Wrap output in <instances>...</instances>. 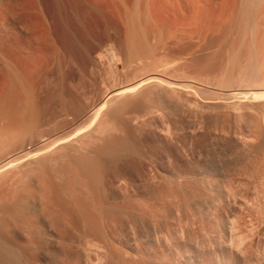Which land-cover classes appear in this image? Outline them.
<instances>
[{"label": "rangeland", "instance_id": "obj_1", "mask_svg": "<svg viewBox=\"0 0 264 264\" xmlns=\"http://www.w3.org/2000/svg\"><path fill=\"white\" fill-rule=\"evenodd\" d=\"M78 1L70 0L72 4L69 3V5L72 6L73 9L68 5L67 8L71 9H66L68 11L67 13L66 10L60 8L61 6H59V4H56V0H0V40H7L8 38L9 41H7L11 46L17 50L16 52L18 54L22 55V62L29 66L32 65V68L36 66V68H33L34 77L40 80L39 82L42 81L39 83L38 89H36V91H38L36 92L38 96L37 101L40 102V105L38 103V128L49 130L47 129L48 127L52 128L56 126V124L63 119L66 129L63 128L67 131H73L86 126L88 124V119L85 118L87 117V112H89L101 98L108 95V92L110 93L111 86L113 88L117 84H120V86L129 84L137 79V77H143L147 74H156L160 79L166 81L167 84H164L165 81H163L164 83L162 82V85L167 86H165L166 88H168L169 83H172L170 84L172 90L170 88V90L166 89L162 85L161 87L163 88L159 87L161 89H158L157 86L155 87L152 85L153 83H149L150 85L147 84L148 87L144 86L134 91L136 93L133 92L129 95H125L115 104L107 106L108 108L106 107V110L104 109L100 114L103 117L100 116L99 118V121L108 124L113 119V116L122 114L128 120L129 126L132 129V136L137 143V148H135L134 153H132V160L135 166V168H133L135 170L132 168L134 174H132L131 187L129 188L131 196L133 197L131 198V206L135 209L134 217H136L138 211L140 212L149 207V222L150 224L155 222L153 225H149L152 228L149 227L146 231L147 234L144 233V235H142V237L146 236L150 241L148 242L146 240L147 238L143 237L144 242L148 243V245H146L147 249L157 253L161 251L172 252L180 256H203L207 254V252L212 251L213 248L216 249L215 247L220 244L231 246V243L234 241L235 243L238 242L239 246L241 245V251H243V247L245 248L244 253L242 252L245 257V262L238 264H257L258 262V264H264V97L243 98L241 95H232L233 92H249V90L254 91V89L264 91V0H258L259 3L255 6L257 8L254 12V18L256 17L254 23L255 25L257 24V26H255L257 28H254L256 31L253 32L259 34L256 41H254V37L256 36L253 34V29L251 28L253 26L249 25L245 28L243 25L241 29V26L238 25L239 19L238 21L235 19L234 25L227 28V32L225 33L226 36L224 35L222 39L219 38L220 32L217 28L218 26L214 27L217 31L213 29L212 34L211 32V35L209 34L210 37L208 35L207 37L209 38L205 37L207 41L210 40L209 42L205 41V38L202 39V37L197 38V36L194 35L190 37V14L187 13L186 10V3L189 0H187V2L186 0H180L182 4L179 0H168L169 2L167 0H159L158 6L161 5L160 11L162 14L164 13L162 10L167 12L164 6L168 2V4L172 3L173 7L177 6L175 7L177 11H184L182 13L184 15L181 16L180 11L179 13L176 10H171L172 13H170L171 11L168 10L170 11L169 14H165L167 15V20H163L159 28L157 27V29H155L151 25L145 26V28L147 27V34L144 45L147 53L145 51V53L142 54V59L136 60L137 64L135 61V63H133L134 66H131V64L130 66H125L126 68L124 66L122 67L121 62H117L113 65L114 60H112L110 55L111 50L116 56L123 59L122 34L124 29L123 21L125 20L124 12H126L124 8L121 7V4L116 0V4H120L119 6L117 5L116 10H113L110 6H108V8L104 7L108 5H104V2L107 0L101 1L103 5L99 2V4L105 8V10L103 8L105 14H101L102 16L105 15V20H101L100 17L97 16V18H99L98 21L96 20L97 18L93 16V18L89 19L87 22H82L84 24L83 27L86 26V31L91 25L88 30L89 32L87 31L91 34H86L81 24L80 26L78 25L81 23L78 22L79 19L83 21L82 15L80 16L81 12H78V9L80 10L81 7L75 8L77 4L82 6L85 0H81L80 4ZM129 1V10L130 8H139L144 2L143 0ZM175 1L177 4H175ZM179 5L183 8L179 7ZM162 6L164 7L163 9ZM109 7L110 10H108ZM59 9H61V11ZM70 10L80 14H73ZM69 13L71 16L68 15ZM185 14H187V17ZM65 15L69 16V18L67 19ZM73 15L75 19H73ZM26 16H31V18L36 16L34 19L29 18V20H37L39 17L41 22L35 20L40 24H36V22L33 24V21H31L32 25L29 20L28 22L26 20L24 21ZM63 17L69 22V19H71V22L73 21L70 23V27H68V24H64L65 26L61 25L60 19ZM181 17L185 18L183 19ZM172 18L175 19V24L172 22ZM16 21H18L19 24ZM22 21L25 23L23 22L24 24H22ZM164 21L166 23H164ZM50 22H52V24ZM55 23H57V25H55ZM184 23L188 29L184 26ZM179 24L181 26H178ZM183 27L184 29H182ZM61 28H63L64 31ZM66 30H68V32ZM257 30L259 31L257 32ZM64 32H67L71 36L73 42L65 37L63 34ZM17 33H19V35ZM50 33L51 37L55 40L58 39L62 42L67 41L65 42L67 49L65 47L63 48L66 49V61L64 65H62L63 69L61 74L58 73L56 62L53 60L54 58H51L50 54H48L50 53ZM184 33L188 34L184 35ZM44 34L48 36V39L46 37V39L42 38V36H45ZM72 34L76 37L74 38ZM83 34L84 37L82 36ZM15 35H17V37ZM88 35H90V38ZM168 39L169 41L165 42ZM45 40H48L47 43H49V45L45 43ZM179 43H181V46ZM149 46L150 48H147ZM180 47H184V50ZM189 47L193 49L195 47L197 50L192 49L190 52L191 48ZM68 48L72 50L68 52ZM176 48H178L179 51H177L178 49ZM166 50L169 51V54H166L168 53ZM45 54L49 55L50 59ZM173 54L175 56H173ZM180 54L185 55L179 56ZM182 56L185 57L183 58ZM190 57L192 58L190 59ZM24 59L27 61H24ZM113 66L116 67V70ZM1 78L2 72L0 70V79ZM152 87H154V89ZM54 92L61 93L62 97L64 96L63 106L53 100V98L51 99L49 93L54 94ZM152 92L155 94L152 95ZM137 101L141 103L139 104ZM138 104L141 105L140 109ZM65 122H67L68 125ZM114 135L116 134L114 133ZM116 136H118V134ZM1 137V144L10 139L9 136ZM0 146L6 145L3 144ZM7 150L9 151V148ZM7 150L5 152H7ZM140 162L145 163L143 169H145L146 172H144V174L147 176H142L143 179L140 178L141 176L139 177V173H137L139 170V166L137 165ZM136 167L138 168L137 172ZM19 171L13 169L11 172H7V176L5 174L0 178V203H8L9 200V202H11L12 199L17 197L16 195L23 191L25 194H28L29 197L33 195V197L28 198L31 211H34L33 214L35 213L34 215L38 216V224L42 232L45 233L47 230L50 232H46L45 235L39 236L40 240L43 239L47 244L49 243V247L46 248L48 250L43 247V244L36 245L37 249L35 252H37V256L40 255L38 257L45 258V261L40 262V264H56L58 258L61 260L64 254H67V252H75L73 251L75 249H77L76 252L79 253L88 252L89 254H94L95 251H93V248H88L89 243L87 241L79 239L78 243L70 244L64 235L61 236V234L59 235L57 233L58 228L51 227L49 229L47 227V221L42 218L44 211L42 213L39 207L41 200L44 201L46 196L45 194L43 195L37 192L38 190L35 188L27 187L23 181L24 179L22 180L25 173ZM11 173L12 175H10ZM28 173L30 174V172ZM29 176L31 177V175ZM3 179L4 181H2ZM229 179H231L230 182ZM119 182L122 184L121 180ZM119 182L115 183V187L118 185L120 189L122 185L119 187ZM175 186H182L196 193V200L194 199V204L189 208L192 210L185 209L181 213L180 209L176 208L178 205L173 203L171 198L165 195L161 196L164 190L166 191L169 187ZM158 188H160V191ZM157 194L161 197L159 198ZM151 203L153 205L155 204L154 206H160V204H162V206H171L170 212H168L167 215L165 214L166 216L161 214V220L157 217V212ZM221 207L223 208L221 209ZM230 211H232V213ZM154 212H156V214H154ZM224 212L227 213L225 214ZM150 213H152L153 216ZM170 213L172 214L169 215ZM193 223L196 224L195 227ZM207 231L209 233H207ZM134 233H136V237H138L139 233L136 232V230H134ZM15 236L14 234L13 237ZM236 237L238 241H236ZM203 238L208 240H204ZM241 240H245L246 243ZM80 242L84 245H81ZM231 247L234 248L235 246L233 245ZM42 250L45 251V253L41 254L43 252ZM255 258L259 261H256L257 259ZM260 260H262V263Z\"/></svg>", "mask_w": 264, "mask_h": 264}, {"label": "bare ground", "instance_id": "obj_2", "mask_svg": "<svg viewBox=\"0 0 264 264\" xmlns=\"http://www.w3.org/2000/svg\"><path fill=\"white\" fill-rule=\"evenodd\" d=\"M80 1H78L79 4L81 3ZM101 1L102 0H85L83 2L82 6L78 5V4L76 6L75 5L76 3L74 4L76 6V7L74 6L75 8H77L79 6L81 7L80 10L78 9V12L79 11L81 12V14L80 13L79 14H80V16L82 15L83 21H81V19L78 18L80 20L79 21L77 19L78 22H81L78 25L80 26V24H81V27H83L84 24L82 22H84V21L87 22L89 19H92L93 16H95L96 18H97V16H99L101 20H105V15L104 16L101 15V14H105L103 12V8L104 7L108 8V6H110L113 10H116L117 5L119 6L121 4V7L124 8V11H126V12H124L125 13V17H124L125 20L123 21L124 22V29H123V34H122L123 35L122 58L123 59L116 56L115 53H113V51L111 52V50H110V55H111L112 60H114L113 65L116 64L117 62H121L122 67L123 66L124 67L130 66L131 64H132L131 66H134L133 63H135L136 60L138 61L139 59H142V54H144L146 51L144 41H146V34H147L146 28L147 27L145 28V26L151 25L155 29H157V27L159 28V26L162 25V21L165 19L167 20V15H165V14H169V12L171 10L175 11L176 10L175 7H177V6L173 7L172 3L168 4L169 1L167 0L168 5L166 4L164 6L167 9V12L165 10H162V11H164V13L162 14V12L160 11L161 5L158 6L159 0H143L144 2L142 1L143 3L141 4V6L139 8H133V9L130 8V10L128 9V5L130 2L129 0H116L120 4H116L115 0H107L108 2L107 1L104 2V5L105 4H108V5L104 6V7L102 6L103 5L102 2L105 0H103L102 2ZM176 1H175V4H177ZM99 2H101L102 5L99 4ZM170 2H172V1H170ZM186 2H187V0H186ZM69 3H71L70 0H56V4H59V6H61L60 8H63L64 10L71 9V8H67ZM162 3H163V1H162ZM164 3H165V1H164ZM257 3H259L258 0H189L186 3L187 4L186 10H187V13L190 14V16H189L190 21L188 20L189 22H191V24H189L191 26L190 37H192L194 35V36H197V38L202 37V39H203V38L207 37V35L209 36L210 32L212 34L214 27L218 26L217 28L220 32V35L219 34L218 35H219V38L222 39V37L227 32V28L234 25L235 19H236V21H238V19H239L238 25L241 26V29H242L243 25L245 26V28H247L249 25L250 26L252 25L253 26V27H251L253 29L252 32L256 31V30H254V28H257V27H255V26H257V24L255 25V23H254V19L256 18V17L254 18V15H255L254 12H255V9L257 8V7H255ZM7 4H8V2H7ZM115 4H116V6H115ZM160 4H161V2H160ZM181 4H182V2H181ZM70 7H72V6H70ZM110 7L108 10H110ZM164 7L162 6V9ZM179 7H182V6L179 5ZM72 9H73V7H72ZM59 10L61 11V9H59ZM104 10H105V8H104ZM168 10H170V11H168ZM182 10H185V9H182ZM70 11H72V10H70ZM179 11L180 10H178L177 12H179ZM72 12H73V14L78 13V12L75 13L74 11H72ZM180 12H181V16L184 15V14H182L184 11H180ZM67 13H68V11H67ZM170 13H172V11ZM79 14H77V15H79ZM117 14H118V12H117ZM177 14H174V15H177ZM58 15H60V14H58ZM68 15L71 16L70 13ZM174 15H173V17H174ZM178 15H180V14H178ZM185 15L187 17V14H185ZM61 16H62V14H61ZM69 16H66V18L68 19ZM101 16L103 19L101 18ZM29 18H31V16H26V19H24V21L26 20L28 22ZM34 18H36V16H34L31 19H34ZM56 18H57V16H56ZM66 18L63 17L62 19H60V23H61V25L68 24L69 25L68 27H70V23H72L73 21L71 22V19H69L70 20V22H69V21H67ZM181 18H183V17H181ZM31 19L29 20V22L33 21V24L37 20H39V21L41 20V19H39V17L37 20L35 19L36 21L31 20ZM73 19H75V16ZM98 19L99 18H97L96 20H98ZM19 20H20V18H19ZM21 20H23V19H21ZM172 20H173L172 22L174 23L175 19L172 18ZM24 21H22L21 23L24 24L25 23ZM52 21H54V20H52ZM66 21H67V23H66ZM90 21H93V20H90ZM170 21H171V19H170ZM180 21L182 23L181 19H180ZM16 22L19 24L18 21H16ZM27 22H26V24L28 25ZM260 22H261V20H260ZM50 23L52 24V22H50ZM164 23H166V22L164 21ZM169 23H171V22H169ZM31 24H32V22H31ZM36 24H40V23L36 22ZM180 24L178 26H181ZM55 25H57V23H55ZM86 25H87V23H86ZM186 25H187V23H186ZM90 26H89V28H90ZM184 26H185V23H184ZM85 27L86 26L83 27V30L85 29V31H86ZM152 27H151V30H152ZM169 27H170V25H169ZM63 28H61V29L64 31ZM89 28H88V30H89ZM66 29H67V25H66ZM182 29H184V27ZM66 31L68 32V30H66ZM87 31H86V34L89 32V31L88 32ZM215 31H217V30H215ZM258 31L259 30H257V32ZM67 32H64L63 34L65 35V37L69 41H72L71 36ZM162 32H163V30H162ZM160 33H161V31H160ZM17 34L19 35V33H17ZM88 34H91V33H88ZM186 34H188V33H186ZM186 34L184 33V35H186ZM253 34L256 36V37L253 36L255 38L254 41H256L257 36L259 34H257L256 32H253ZM161 35H163V34H161ZM15 36L17 37V35H15ZM72 36L74 37L73 34H72ZM82 36L84 37V34ZM45 37L48 39V36H46V35L44 37L42 36V38H45ZM88 37L90 38V35H88ZM155 37H157V36H155ZM186 37H185V39H186ZM188 37H189V35H188ZM209 37H207V38H209ZM170 38H171V36H170ZM193 38L197 39L196 37H193ZM199 39H201V38H199ZM260 39H261V37H260ZM7 40L9 41L8 38H7ZM7 40H0V70L2 72V78L0 79V137L1 136H6V137L9 136L10 139H8V141L5 142L6 144L3 143L6 146H0V178H2V176H4L5 174L7 176L8 175L7 172H9V171L11 172V170H13V169L14 170L16 169L17 171L20 170L22 173H25L22 180L24 179L23 181L27 185V187L29 186V187L35 188L36 190H38L37 192H39L40 194L42 193L43 195L45 194V196H46L45 197L46 201L45 200L44 201L41 200V202L39 200L38 201L40 202L39 207H40L42 213L44 211V215H42L43 216L42 218L45 221H47V223H48L47 227L49 229L51 227L52 228L54 227L56 229L58 228L57 233L59 235L61 234V236L64 235L67 238V240L70 242V244H74L76 242L78 243L79 239H83L89 243L88 248L91 247V248H93V251H95L94 254H89L88 252H86L87 254L84 252L79 253V252H76L77 249H75L73 247L75 249L73 251H75V252H67V254H64L63 258L61 257L62 258L61 260H59V258L57 259L58 262L56 261L57 262L56 264H238V263H244L245 262V257L243 255L245 248L243 247L242 248L243 251H241L240 250L241 245L239 246V243L238 242L235 243L234 241H233V243H231L232 240L230 243L232 244L231 246H233V245L235 246L234 248L231 247L230 245L226 246L224 244H220L219 246L215 247L216 249L213 248L212 251L207 252V254H205L203 256H198V255H184V256L181 255L180 256V255L173 254L172 252L170 253V252H162V251L157 253V252L150 251L146 247V245H148V243L144 242L143 237L144 238H147V237L146 236L142 237V235H144V233H146V231L149 229V227H151L149 225L152 224V223L150 224L149 218H148L149 212H150L148 209L149 207L147 206L148 207L147 209L141 210L140 212L136 211L137 212L136 213L137 218L134 217V215H135L134 210L135 209L133 208V206H131V198H133V197L131 196V193L129 190V188L131 187L130 185H131L132 177H133L132 174H134L133 169L135 168V166L133 164V160H132V153H134L135 148H137V146H136L137 143L132 136V129L129 126L128 120L122 114L121 115L119 114L118 116L116 115V116L112 117L113 119L111 121L113 122V125H112L111 121L110 122L108 121L109 123L105 124V122L99 121V118H100V116H102L100 114L102 113V111L107 106H111L112 104H115L121 97H123L125 95H129L130 93H133L134 91H136V90H138L144 86L148 87L147 84H149V83L150 84L153 83L152 85L155 87L157 86L158 89H161L163 87L166 88L167 87L166 85H162V82L165 80L160 79L156 74H149V75L147 74V75H144L143 77H139V78L137 77V79H135L134 81H132L129 84H126V85L123 84L121 86H120V84H117L116 86H114L115 88L114 87L112 88V86H111L110 93L108 92V95L101 98L99 100V102H97V104L94 105L89 110V112H87L88 114L86 115L87 117H85V118H87L89 121L87 120L88 124L86 126L75 129L73 131H67V130H64L65 124H64V119H63L61 122L57 121L58 124H56V126H54L52 128L48 127L47 129H49V130H45V129L43 130V129L38 128V126H37L38 109H39L38 106L40 105V102L37 101L38 96L36 93V92H38V91H36V89H38L37 87H38L39 83H41L42 81L39 82L40 80H38L37 78L34 77V69L33 68H36V66L32 68V65L29 66L26 63L22 62V60H23L22 55L18 54L16 52L17 50L14 49ZM24 40H26V39H24ZM161 40H162V37H161ZM163 40H165V39H163ZM10 41H12V40H10ZM47 41L45 43H47ZM168 41H169V39L166 40L165 42H168ZM189 41H188V43H189ZM197 41H199V40H197ZM205 41H207L206 38H205ZM209 41H207V42H209ZM65 42H67V41H65ZM65 42L59 41L58 39L55 40L54 38L51 37V33H50V46H49V48H50L49 52L50 53H48V52L47 53L50 54L51 58L52 57L54 58L53 60H55V62H56V66H57L59 74L62 73V69H63L62 65H64V62L66 61L65 60V58H66L65 53H66V49H67L66 47L67 46L65 45ZM47 44L49 45V43H47ZM180 44L181 43H179V45ZM190 44H191V42H190ZM193 44H194V42H193ZM179 45H178V47H179ZM169 46H171V45H169ZM186 46H185V48H186ZM189 46H191V45H189ZM203 46H204V44H203ZM208 46H209V43H208ZM64 47L66 49H63ZM195 47L197 48L196 45H195ZM195 47H194V49H196ZM147 48H150V46ZM189 48H191V47H189ZM176 49H178V48H176ZM181 49L184 50V47ZM192 49L193 48L190 49V52ZM69 50H72V49L68 48V52H69ZM147 50H149V49H147ZM177 51H179V49ZM167 52L168 53H166V54H169V51H167ZM181 52H183V51H181ZM146 53H147V51H146ZM170 54H171V52H170ZM174 54H173V56H175ZM189 54H191V53H189ZM192 54H193V51H192ZM45 55H47V54H45ZM181 55H185V54H180L179 56H181ZM47 57H49V55H47ZM50 57H49V59H50ZM187 57H188V55H187ZM181 58H180V60H181ZM191 58L192 57H190V59ZM26 59H24V61ZM137 61H136V64H137ZM42 68H44V67H42ZM114 68L116 70V67H114ZM37 71H38V69H37ZM46 71H48V70H46ZM154 83H156V84H154ZM164 84H167L166 81ZM170 84H172V83H169V86L166 89L172 88L170 86ZM161 85L163 87H161ZM159 87H161V88H159ZM152 88L154 89V87H152ZM150 91H153V90H150ZM163 92H165V91H163ZM134 93H136V92H134ZM49 94H50L51 99L53 98V100H55L56 102H58L62 106L64 105V99H63L64 96L62 97L61 93L54 92V94H51V93H49ZM153 94H155V93L152 92V95ZM232 95H234V96L241 95V97H243V98H247V97H252V98H259L260 97V98H262V97H264V91H261V90L258 91L256 89H254V91L249 90V92H233ZM142 96H143V94H142ZM124 99H126V98H124ZM180 100H181V98H180ZM38 103H39V105H38ZM138 103L140 104L141 102H138ZM140 106L141 105L138 106L139 109H140ZM136 107H137V105H136ZM157 110H159V109H157ZM137 114H139V113H137ZM128 118H130V117H128ZM136 120H138V119H136ZM65 123L67 124V122H65ZM67 125H66V127H67ZM69 126H68V129H69ZM141 126H143V125H141ZM113 132L116 135L118 134V136L114 135ZM1 134H3V135H1ZM0 139H2V137ZM3 140H2V142H3ZM3 144L0 143V145H3ZM8 148H9V151L7 150ZM6 150H7V152H5ZM135 154H137V153H135ZM144 164H145L144 162L143 163L140 162L137 165V166H139V170L136 167L137 168L136 172L138 170L137 173H139V177L141 176L140 178H142V176L145 177V175H146V174H144V172H146V171H145V169H143ZM28 172H30V174ZM225 172H227V171H225ZM12 173L10 175H12ZM29 175H31V177ZM231 179H229V182ZM120 180H121L122 184L119 182ZM2 181H4V179ZM117 182L120 183L119 187L122 185L121 186L122 188L119 189L118 185L115 187V185H116L115 183H117ZM170 186H172V185H170ZM156 187H158V186H156ZM158 189L160 191V188H158ZM163 189H162V191H163ZM163 195L171 198L173 203L178 205V206H176V208L180 209L181 213L185 209L188 210L189 208H191V205L194 204L193 201L196 197L195 196L196 193L193 190H190L188 188H183L182 186L181 187L180 186L179 187L178 186L177 187L176 186L175 187H169L166 191L164 190L162 192L161 196H163ZM16 196H14L16 198L12 199L11 202H9L10 201L9 200L8 203H2V202L0 203V264H40V262L45 261V258L38 257L40 255L37 256V254H36L37 252H35L37 249L36 245L38 246V244H43L44 245L43 247L45 249L47 247H49V243L47 244L43 239H41L43 241H41L39 239L40 238L39 236L45 235V233L49 232V231L44 230L46 232L45 233L42 232L41 227L38 224V218H37L38 216H35L34 215L35 213L33 214L34 211L33 212L31 211V206H29L28 198L33 197V195L29 197L28 194H25L23 191L22 193H19ZM157 196H159V194H157ZM161 196H159V198ZM32 199H31V201H32ZM141 200H142V198H141ZM154 205H153V207L155 208L157 215H158L157 217L159 219L162 218L161 214H163V216H164L165 214L167 215V213L170 212L171 206H162V204H160V206H154ZM141 208H142V206H141ZM151 208H152V206H151ZM222 208L223 207H221V209ZM189 210H192V209H189ZM156 212H154V214H156ZM230 212L232 213V211H230ZM233 212H234V210H233ZM150 214L152 215V213H150ZM171 214L172 213H170L169 215H171ZM188 215H190V214H188ZM229 216H230V214H229ZM205 221H206V219H205ZM233 221H235V220H233ZM158 222H159V220H158ZM222 222H223V220H222ZM154 223L155 222H153V224ZM187 223H189V222H187ZM158 224H160V223H158ZM195 225L196 224H194V227H195ZM228 226H229V224H228ZM235 226H236V224H235ZM215 227H217V226H215ZM155 228H156V226H155ZM186 228H187V226H186ZM59 229H61V230H59ZM232 229H231V231H232ZM134 230H136V232H138L139 235H141V236L138 235V237H136V233H134ZM207 233H209V232L207 231ZM14 234L16 235L15 237H13ZM202 234H204V233H202ZM180 237H184V236H180ZM189 238H188V240H189ZM229 238H231V237H229ZM232 238H233V236H232ZM190 239H192V238H190ZM146 240L148 242H150L148 240V238ZM206 240H208V239H206ZM68 241H66V242H68ZM236 241H238V238ZM241 241H245V240H241ZM82 242H80L81 245L83 243H85V242H83V243ZM191 242H190V244H191ZM224 242H226V241H224ZM239 242H240V240H239ZM208 243H210V242H208ZM212 243H214V242H212ZM226 243H228V242H226ZM244 243H246V241ZM247 244H248V242H247ZM196 246H198V245H196ZM212 246H214V245H212ZM246 246H248V245H246ZM194 248H195V246H194ZM67 249H68V247H67ZM202 249H204V248H202ZM46 250H48V249H46ZM43 253H45V251H43L41 254H43ZM43 256H45V255H43ZM248 259H250V258H248ZM255 259H257V258H255ZM256 261H259V260L257 259ZM261 261L262 260H260V262Z\"/></svg>", "mask_w": 264, "mask_h": 264}]
</instances>
